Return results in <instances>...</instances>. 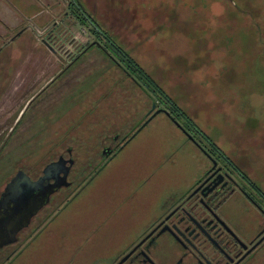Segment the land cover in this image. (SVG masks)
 Wrapping results in <instances>:
<instances>
[{"label":"rangeland","instance_id":"obj_1","mask_svg":"<svg viewBox=\"0 0 264 264\" xmlns=\"http://www.w3.org/2000/svg\"><path fill=\"white\" fill-rule=\"evenodd\" d=\"M2 1L0 17L14 23ZM70 1L12 0L20 24L31 27L11 26L8 42L0 41V193L19 168L37 177L68 147L73 172L87 168L105 140L145 121L154 98L164 108V96L183 115L178 124L166 112L146 120L75 196L57 195L39 215L52 212L40 233L9 247L13 254H1L0 264H115L163 201L210 168L188 133L231 155L264 188V0H74L154 82V95L123 72L111 43L69 17ZM54 13L52 52L51 30L46 38L41 29ZM78 57L62 79L76 76L26 106L24 79L47 78L55 64Z\"/></svg>","mask_w":264,"mask_h":264},{"label":"flooded vegetation","instance_id":"obj_2","mask_svg":"<svg viewBox=\"0 0 264 264\" xmlns=\"http://www.w3.org/2000/svg\"><path fill=\"white\" fill-rule=\"evenodd\" d=\"M5 1L21 16L23 15L12 4V0ZM67 14L69 17H77L75 12L70 9L67 10ZM58 15V13H54V20L50 28H48V24L41 29V33H44L43 36L47 33L46 38L51 30L50 36L45 41L49 44L47 49L52 52L55 49L51 43V36L59 29L57 26ZM28 21L30 22V19ZM0 25L4 32H0L2 43L8 42V38L5 37L6 30L12 31L13 28L20 27L23 31L31 27L26 23L11 28L1 19ZM86 25L89 26V24ZM101 36L97 35L99 39ZM100 48L108 50L104 46H100ZM83 53L80 54V57ZM78 59L79 57L67 62H58L53 69L54 73L47 78L42 79L43 77L40 75L38 79H36L37 77L24 79L21 87L24 90L21 92H23V97H30L26 106L32 105L43 92L57 81L58 83L65 80L69 82L73 76H76L71 74L69 80L62 79V77H68V71L72 69ZM43 81H45L44 84H42ZM146 120L148 117L140 125L142 126ZM140 125L128 136L113 135L109 141L105 140L97 161L89 163L87 168L80 169L76 173L73 172L76 161L72 147L66 148L67 156L62 152L57 159L47 163L37 177H33L28 171L19 168L0 193V200L6 192L7 185L19 172H23L31 181L35 182L45 176L44 171L50 165L52 166L49 178L42 182V191L46 186L57 185L59 188L52 192L47 204L31 217L29 224L18 231L17 242L5 245L0 249V256L6 253L13 254L14 251H9L8 248L15 244H19L20 248L30 244L51 217L52 212L44 219H40L39 215L51 205L53 199L67 189L70 191L65 193L62 202H67L75 196L109 160L115 157L141 127ZM188 136H191L192 138H190L208 156L211 162L210 168L195 179L185 191L175 192L163 201L160 213L152 218L139 237L122 253L115 264H263L264 188L262 184H259L249 171L244 170L231 155L225 154L217 146L212 148L210 145L211 148L208 150L200 146L195 136L191 134ZM105 149H110L111 154L104 155ZM60 178L65 179L61 180Z\"/></svg>","mask_w":264,"mask_h":264},{"label":"water","instance_id":"obj_3","mask_svg":"<svg viewBox=\"0 0 264 264\" xmlns=\"http://www.w3.org/2000/svg\"><path fill=\"white\" fill-rule=\"evenodd\" d=\"M160 112H166L172 117L165 108L158 107L154 100L147 121ZM172 119L174 120L173 117ZM111 152L110 149H105L103 154L108 156ZM51 166L45 169V176L38 181H31L27 175L19 172L7 185L6 192L0 200V249L17 242L18 231L29 224L31 217L47 204L49 196L59 188L57 185L46 186L42 191V182L49 178Z\"/></svg>","mask_w":264,"mask_h":264},{"label":"trees","instance_id":"obj_4","mask_svg":"<svg viewBox=\"0 0 264 264\" xmlns=\"http://www.w3.org/2000/svg\"><path fill=\"white\" fill-rule=\"evenodd\" d=\"M73 4H74V6H76L75 14L77 15V17H78L79 21L81 22V24H83V25H85V24L91 25L93 27V31H94V33L96 35H98V36L102 35L106 39V41L108 43L112 44L111 45V49H113L114 53L118 56V58H119L118 60L121 62V66L123 67V72L125 74L129 75V76L134 77L139 83H141L143 86H145L146 90L149 93H152L154 95L156 93V91H157L156 88H155L154 82L144 73V71L137 64H135L131 60V58H129L115 44H113L111 42V40L107 36V34H105L104 32H102L99 29L97 24L94 21H92L91 18L83 12L81 7H79L78 4L74 0H73ZM108 50L110 51V49H108ZM162 96H163V94H162ZM163 99H164L163 100L164 103L167 104L164 108L170 113V115L174 118V120L177 121L176 116L183 115V113L178 109V107H176L172 102H170L164 96H163ZM154 100L157 101V99H155V98H154ZM193 129H194V131L197 134L201 133V131L198 130L195 127V125H194ZM188 135H189V133H188ZM210 145L212 146V148L215 147L213 142H211Z\"/></svg>","mask_w":264,"mask_h":264},{"label":"crops","instance_id":"obj_5","mask_svg":"<svg viewBox=\"0 0 264 264\" xmlns=\"http://www.w3.org/2000/svg\"><path fill=\"white\" fill-rule=\"evenodd\" d=\"M5 5H7V8L9 9L10 12H12L15 16V20H14V23H10V22H7L5 21L2 17H0V19L6 24V25H9V26H17L20 24L21 22V15L11 6L9 5L6 1H2ZM18 21V22H17Z\"/></svg>","mask_w":264,"mask_h":264}]
</instances>
